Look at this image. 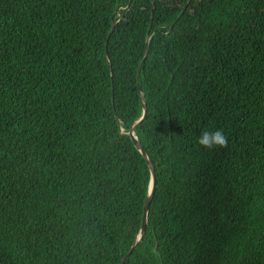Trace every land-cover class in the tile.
<instances>
[{
  "label": "trees",
  "instance_id": "1",
  "mask_svg": "<svg viewBox=\"0 0 264 264\" xmlns=\"http://www.w3.org/2000/svg\"><path fill=\"white\" fill-rule=\"evenodd\" d=\"M144 107L125 264H264V0H0V264H121Z\"/></svg>",
  "mask_w": 264,
  "mask_h": 264
},
{
  "label": "water",
  "instance_id": "2",
  "mask_svg": "<svg viewBox=\"0 0 264 264\" xmlns=\"http://www.w3.org/2000/svg\"><path fill=\"white\" fill-rule=\"evenodd\" d=\"M146 54H147V50H146ZM145 61H142L139 69H138V81H139V77H140V72H141V68L142 65ZM146 112H147V108L144 107V113L143 116L141 117V119L135 123V125L131 128V130L129 131L128 136L133 140L134 145L136 146V148L141 152V154L143 155V157L145 158V160L148 163V166L150 168V172H151V184H150V192L149 195L147 196L145 203H144V212H143V218H142V224H141V231L137 237V241L135 242V244L130 248L129 252L127 253V255L124 257L123 261L121 262V264H125L132 252L134 251V249L136 248L137 245H139V243L142 241L143 236L145 235L146 232V228H147V222H148V215H149V210H150V206L154 200V193H155V185H156V171L149 159V156L147 154V152L145 151V149L143 148V146L141 145V143L139 142L137 136L135 135V130L136 128L142 124V122L145 120L146 117Z\"/></svg>",
  "mask_w": 264,
  "mask_h": 264
},
{
  "label": "clouds",
  "instance_id": "3",
  "mask_svg": "<svg viewBox=\"0 0 264 264\" xmlns=\"http://www.w3.org/2000/svg\"><path fill=\"white\" fill-rule=\"evenodd\" d=\"M197 142L205 148H212L213 146L227 147V137L221 130L203 131L201 136L197 138Z\"/></svg>",
  "mask_w": 264,
  "mask_h": 264
}]
</instances>
